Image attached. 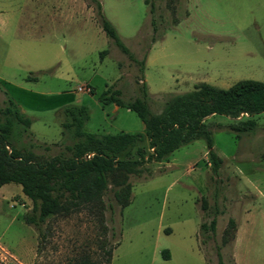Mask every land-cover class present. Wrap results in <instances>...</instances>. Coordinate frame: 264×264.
I'll use <instances>...</instances> for the list:
<instances>
[{"label":"rangeland","instance_id":"1","mask_svg":"<svg viewBox=\"0 0 264 264\" xmlns=\"http://www.w3.org/2000/svg\"><path fill=\"white\" fill-rule=\"evenodd\" d=\"M97 4L123 44L145 59L143 73L103 31ZM241 80L264 82V0H0V109L7 93L32 121L17 146L42 159L74 143L63 135L66 107L88 108L91 134L145 133L135 112L99 102L107 90L143 99L145 83L147 104L160 114L169 99L201 84L228 89ZM253 119L255 132L238 137L227 128L237 119L210 117L223 159L218 173L204 140L184 146L130 177L127 208L109 187L103 222L82 211L49 220L40 237L25 222L32 203L21 187L3 186L0 264L102 259V246L118 240L111 264H218V250L228 264H264V113ZM140 146L151 153L147 141ZM213 218L215 232L205 233L201 225ZM230 220L236 229L224 244Z\"/></svg>","mask_w":264,"mask_h":264},{"label":"trees","instance_id":"2","mask_svg":"<svg viewBox=\"0 0 264 264\" xmlns=\"http://www.w3.org/2000/svg\"><path fill=\"white\" fill-rule=\"evenodd\" d=\"M97 6L103 31L143 73L145 59L139 61L123 44L116 29L103 16L101 5ZM150 13H154L153 8ZM154 31H157L156 27ZM142 88L143 99L124 101L120 91L107 90L99 97V102L104 106L114 104L135 112L144 124V134L100 136L88 133L84 130L90 118L88 108L66 107L63 110V135L71 136L74 143L66 146L65 152L47 159L17 146L23 135L29 134L32 121L6 93L5 107L0 109V188L7 184L21 187L22 193L32 203L30 212L25 214V222L33 226L40 237L45 236L42 227L49 220L69 217L82 211L96 215L103 222L106 210L104 196L110 190L109 187L119 207L127 208L132 199V175L140 174L146 164L160 162L196 141L206 142L213 171L218 173L223 159L214 150L212 128L207 120L217 115L237 119L227 128L239 137L255 132L258 124L253 117L264 113L262 81L241 80L228 89L201 84L191 92L169 99L160 114L150 110L146 101L148 91L145 83ZM241 116H247V119H239ZM146 141L151 150L148 156L147 149L140 146ZM134 149L137 155L135 158L132 154ZM216 226L217 220L213 218L209 225L203 223L201 230L205 233L215 232ZM235 229V221L230 220L223 235L224 244L229 241L231 230ZM112 237H115L114 233ZM107 246L108 243L102 246V259H93L89 254H83L71 264H111L119 240L115 246L110 244L108 249ZM167 252L166 259L169 260ZM218 258V264H228L220 250Z\"/></svg>","mask_w":264,"mask_h":264},{"label":"built area","instance_id":"3","mask_svg":"<svg viewBox=\"0 0 264 264\" xmlns=\"http://www.w3.org/2000/svg\"><path fill=\"white\" fill-rule=\"evenodd\" d=\"M78 91L79 92H82V93H88L90 90L88 89V88H82V87H80L79 89H78Z\"/></svg>","mask_w":264,"mask_h":264},{"label":"crops","instance_id":"4","mask_svg":"<svg viewBox=\"0 0 264 264\" xmlns=\"http://www.w3.org/2000/svg\"><path fill=\"white\" fill-rule=\"evenodd\" d=\"M111 105V104H110ZM114 105V104H113ZM119 109H120V107H118V106H116V105H114V112L116 113V112H118L119 111ZM130 111V110H129ZM132 112V111H131Z\"/></svg>","mask_w":264,"mask_h":264}]
</instances>
